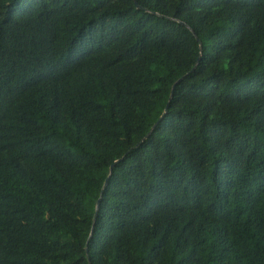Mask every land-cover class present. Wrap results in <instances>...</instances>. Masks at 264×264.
Segmentation results:
<instances>
[{
	"label": "trees",
	"instance_id": "1",
	"mask_svg": "<svg viewBox=\"0 0 264 264\" xmlns=\"http://www.w3.org/2000/svg\"><path fill=\"white\" fill-rule=\"evenodd\" d=\"M0 264H264V0H0Z\"/></svg>",
	"mask_w": 264,
	"mask_h": 264
},
{
	"label": "water",
	"instance_id": "2",
	"mask_svg": "<svg viewBox=\"0 0 264 264\" xmlns=\"http://www.w3.org/2000/svg\"><path fill=\"white\" fill-rule=\"evenodd\" d=\"M135 5L139 7V4H138L136 1H135ZM182 77H183V75L180 76V77H179V78H178V79L172 84L171 91H170V94H169V97H168V101L166 102V104H165V106H164V108H163L161 114L159 115V117H158V118L155 120V122L153 123L151 129H153V128L155 127L156 123H157V122H158V121H159V120L165 115V113H166V111H167V108H168V104H169V101H170L171 95H172V92H173V87H174L175 83H176L177 81H179ZM151 129H150V131H151ZM150 131H149V132H150ZM149 132H148V133H149ZM146 135H147V134H146ZM120 159H121V157H120V158H117V159H115V160H113V161L110 163V165H109V172L111 171L113 165H114L117 161H119ZM106 182H107V178L104 180V184H106ZM99 201H100V197H98V198L96 199V205H95V210H94V214H93V220H94L95 217H96V212H97V208H98V205H99ZM92 230H93V227H91V230H90L89 236L91 235ZM88 239H89V237H88ZM88 239H87V241H86V248H87Z\"/></svg>",
	"mask_w": 264,
	"mask_h": 264
}]
</instances>
